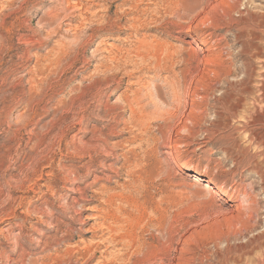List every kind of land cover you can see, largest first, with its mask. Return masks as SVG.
<instances>
[{
  "label": "rangeland",
  "instance_id": "1",
  "mask_svg": "<svg viewBox=\"0 0 264 264\" xmlns=\"http://www.w3.org/2000/svg\"><path fill=\"white\" fill-rule=\"evenodd\" d=\"M66 1L0 0V264H250L261 248L234 251L264 230V155L239 128L243 106L212 125L227 83H215L207 60L236 54L229 20L261 12L264 0H241L216 28L194 23L212 0H100L76 54L66 49ZM262 39L244 107L260 81ZM170 57L192 64L177 93L181 64L159 65ZM182 121L189 132L177 131ZM87 143L99 151L89 155Z\"/></svg>",
  "mask_w": 264,
  "mask_h": 264
},
{
  "label": "bare ground",
  "instance_id": "2",
  "mask_svg": "<svg viewBox=\"0 0 264 264\" xmlns=\"http://www.w3.org/2000/svg\"><path fill=\"white\" fill-rule=\"evenodd\" d=\"M12 1H14V0H12ZM66 2H67V4L65 3L67 5L66 7L69 10H71V12L69 14L70 18L68 20L67 28H66L68 31H71V33L69 35H67V37H66L67 38V40H66V49H67V51L71 52L72 54H76L77 53L76 45L78 47L79 44L80 45H84L85 43H87V41H89L87 39L89 37H91L93 32H94L93 29H89L88 31H90V32L87 33L88 31L86 32L84 30L85 29L84 26H85V24L87 22H89L88 21L89 20L88 14H90V16L96 15L95 9L94 10H92V9L97 7V6H99L100 0H69V1H66ZM240 2H241V0H223V2H222V0L209 1L206 4V6L203 8V10L200 11V13H199L200 15L198 14V17H196L194 23L196 25H201V26H204V27L207 24L210 25V26L215 27V26H217L216 25L217 24V20H221V19L224 20L226 18H230L231 12L236 11L237 4H239ZM224 5L226 6V8L222 7ZM0 8H1V6H0ZM74 11H78V16H79V19H80L79 20L80 21L79 24H73V22H72ZM241 14L242 15L239 18L230 19L229 20L232 24H234L236 26V27L234 26L235 28H234V31L232 32V37H233V39L236 42H238L240 44V48L238 49L236 54H233L231 52V50H228L227 51V59H226V61L222 59L223 57H221V54H219V53L211 56L209 59L207 58L208 59L207 60V65H208L207 70H209L210 73L213 75V77H214L213 79H214L215 83L218 84L221 79H225V82L227 83L226 84L227 86L224 88V90L222 91L220 96L215 99V103L212 105L213 112H214L215 117H216V119L212 123V125L214 126V128H217V129L221 128V127H225L224 126L225 125L224 122L227 120L226 114H228L230 116H234L235 114H237L236 113L237 110H239L241 108V106H243L244 110L240 111V113H241L240 117L243 119V121L241 122L239 128H240V130L243 133L246 134L248 142H250L251 144L254 143V144H256V145H258V146H260L262 148L261 153L264 155V140H263L264 137L259 132H257V129H259V128L256 127V125H258V124L264 125V59H262V61H261L262 71H261V73L259 75L260 76V81L256 85L255 93H254L253 98H252L254 102L252 103L251 107H249V106L244 107V104H243L244 99H245V95H246V92H247L246 79H245L246 75L245 74L247 73L248 62H249L250 59H252L254 57H257V56H260V50L258 48V43L260 42V40H263L262 38L264 37V10H262L261 12L248 11L247 15L245 17L243 15L244 13H241ZM192 18H194V17H192ZM44 24H46V23H44ZM86 29H87V27H86ZM219 41H218V43H219ZM63 47H64V45H63ZM192 48L194 50H196L197 46H194ZM98 50H99L98 47H96L94 52H97ZM166 56H168V54ZM84 57H85V55H84ZM208 57H209V55H208ZM242 57H244V58H242ZM172 58H174V57L166 58L159 65L162 64V66L164 68L167 67L170 70V69H173L174 66L176 67V66L181 64V66H179L180 67L179 68L180 71L178 70V72H179L181 77L179 76V77H177V79H174V80H176V82L174 81L175 83H173V84L171 83L172 85H171V88H170L171 92L177 93L178 90H180V88H182V86H183V82L182 81L185 78V76L191 75V70H192V66L191 65L192 64L190 65L188 63V59L181 58L178 61V63L180 62V64L176 65L177 61L176 60L174 61V59H172ZM237 58H239V59L241 58L242 59L243 66H235L234 65L235 61L237 60ZM176 59H177V55H176ZM232 66H233V69H231ZM239 72H243L245 76L240 78V79H235L233 81L227 80L228 76H233V74L237 75ZM204 74L205 73H203V75ZM201 81L204 82V79H202ZM194 86H195V88H193L194 90H193L192 93L195 95L197 93V89L199 87V80L198 79L195 80V85ZM186 87H188V86H186ZM150 96H152V95H150ZM174 96H175V94H174ZM195 105H196V103H195ZM132 113H133V111H132ZM198 115L195 113L194 110H191L189 113H187L186 118H187L188 122L195 123L197 121V119H199ZM177 131L178 132H180V131H184V132L188 131L189 132L190 130H189V127L187 125H185V123L182 121V124L178 127ZM102 147H103V145H102ZM98 148L99 147L96 144L87 143V152L89 153V155L91 154V152L95 153L98 150ZM223 150L227 153L229 149H228V147H225ZM235 157H237V156H235ZM234 160H236V158ZM177 166L181 170L182 169H184L185 171L187 170L186 166L184 164H182V163H177ZM194 179L201 183V179H199V177H197V175H194ZM203 182H205V183L202 184L203 188L205 190L209 191L210 193L217 194L220 191L219 189L214 188L209 181H204L203 180ZM262 188L264 189V187H262ZM247 195H249V194H247ZM247 195L244 194V193L242 194V202L245 203V208L244 209H246L247 211L252 212L251 210L254 208L253 205H255L256 201L249 200L248 199L249 197ZM251 197H250V199H251ZM113 223L116 224V219H114V218H113ZM110 225H112V224H110ZM108 229L109 230H113L114 226H108ZM128 243H129V241L127 242V244ZM162 246H163V243H158V248H161ZM263 247H264V230L262 232L256 234V235H254L252 238L248 239V242L246 244L238 245L234 252L237 253L239 255V257H240L242 255H246L247 253H252L253 250L261 248L260 253L256 254L251 259L250 264H264V249H263ZM232 251H229V252H232ZM184 259L185 258L181 259V261L179 260L178 264H189V263H191L189 258H188V260H187V258H186V260H184ZM144 260L145 261L149 260L148 256L145 257L143 259V261ZM131 264H133V263H131Z\"/></svg>",
  "mask_w": 264,
  "mask_h": 264
}]
</instances>
